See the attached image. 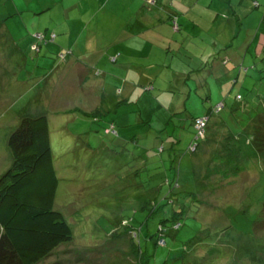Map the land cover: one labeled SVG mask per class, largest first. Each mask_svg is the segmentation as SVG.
I'll list each match as a JSON object with an SVG mask.
<instances>
[{"label": "rangeland", "instance_id": "374dc122", "mask_svg": "<svg viewBox=\"0 0 264 264\" xmlns=\"http://www.w3.org/2000/svg\"><path fill=\"white\" fill-rule=\"evenodd\" d=\"M81 1L89 4V12L75 24L74 34L69 33L51 42V46L58 48L54 55L49 53L46 45L43 48L45 54L33 58V44L39 38L37 33H26L25 37L21 28L15 29L9 22L7 27L30 61L25 68L15 56L9 73H5L0 82L3 87L0 91V174H5L13 165L8 140L26 111L32 115L47 114L55 119L57 125H52V147L60 179L56 206L73 230V241L60 246L40 264L132 263L133 240L126 235L128 229L122 223L127 221L139 227L147 219L150 213L147 205L149 189L166 177L172 180L175 172L168 168L176 161L178 166L181 153L185 156L181 159L180 186L176 192L182 193L176 197L185 204V213L180 220L183 225L179 230L180 238L175 242L176 249L167 250L155 247L156 237L146 243L142 234L143 245L152 257L149 264H264V235L254 230L264 204V166L256 165L260 170L258 173L243 172L236 184L223 188L226 182L219 190L216 189L217 183L224 178L218 176L224 169H220L223 163L220 165L215 159L225 153L224 147L228 144L225 138L236 137L249 114L257 116L264 108V22L261 8H254L255 0H247L254 3L251 14L256 15L252 16L247 15L250 14L247 3L242 7L246 0H180L182 8L177 4L171 7L173 0H166L169 10L157 7L160 0H151L156 3L149 0H32V13L24 16L30 15L28 21L37 23L32 25V30L41 26V33H44L50 16L61 24L66 19L63 11ZM259 2L264 5V0ZM49 5L52 14L44 12V7ZM14 6V0H0V17L5 9L12 10ZM235 11L240 14L237 18L241 23L235 18ZM147 12H153L151 17L145 15ZM169 12L174 20L161 22L162 14ZM132 17L137 25L155 18L156 23L152 25L156 27L151 28L172 44L178 42L177 50L171 51L169 57L166 53H153L147 59L144 53L145 56L129 55L118 64H107L108 71L118 75L129 73L139 84L120 77V83L107 86V95L102 98L108 106L104 105L107 115L101 124L92 123L90 117L81 114L78 121L74 120L78 114L66 113L65 106L70 103L58 95L65 96L67 91L62 90L66 88L58 91L54 88L56 95L51 100L49 93L52 91L41 86L45 83V74L50 67L69 59V55L72 57L70 50L75 44L71 39L79 41L80 38L79 50L84 53L80 60L84 64L81 73L75 71L73 74L84 79V70L100 62L97 50L89 49L88 34L93 33L97 24L98 30H105L103 35L107 41L108 35L114 37L122 33ZM254 17H258L256 21ZM21 25L25 28L23 23ZM177 26L178 29L174 30ZM234 27L236 31L230 32L229 37L227 31H233ZM3 30L4 27L0 33ZM252 33L256 35L251 42ZM4 40L0 36V45ZM144 48L149 52L153 50L148 44ZM221 49L224 50L220 52ZM245 50L248 55L243 58ZM207 51L213 56L212 60L208 61ZM255 62L257 65L252 67ZM110 65H115V70ZM222 67L229 71L222 70ZM96 70L97 73L101 71L100 67ZM110 77L106 75L105 81ZM53 80L54 76L51 84H56ZM21 82L39 84L33 98L22 96L26 89ZM90 88L86 106L80 107L86 111L98 107L100 100L96 95L103 89V83L98 82ZM237 94H241L243 100L238 101ZM68 117L72 118L71 121L67 120ZM203 118L210 119L214 130L202 148L192 154L190 147L196 144L193 139L197 133L194 122ZM218 118L223 119V125H218ZM113 123L119 131L118 136L104 133V128ZM251 124H258L264 130V121ZM221 129L226 133H220ZM70 132L76 137L84 134V143L65 151L67 139L63 140V135ZM176 140H179L178 144L171 147V142ZM161 147L163 152L158 151ZM149 167L152 185L149 183ZM247 168L250 170L251 166ZM167 190L161 191L160 198ZM187 192L196 193L197 197H191ZM166 209L170 210V206L167 205ZM168 216L164 212L159 214L150 228L154 229L160 219ZM223 229L226 230L221 232ZM194 236L202 240L191 244Z\"/></svg>", "mask_w": 264, "mask_h": 264}, {"label": "trees", "instance_id": "16d2710c", "mask_svg": "<svg viewBox=\"0 0 264 264\" xmlns=\"http://www.w3.org/2000/svg\"><path fill=\"white\" fill-rule=\"evenodd\" d=\"M254 8H261L264 22V5H261L260 2H255ZM1 15L0 29L4 27V30L0 33V36H3L6 40L2 41L3 44L0 45L3 48L0 51V82L5 73H9L10 63L14 61L13 58L15 56L17 60L24 63L25 68L30 61L26 55L27 53H24L25 50H21L16 44L7 28L8 22L12 21L18 14L12 13L11 9H5ZM172 20H174V17H172ZM172 25L174 26L175 24L172 23ZM175 29H178V26ZM38 34L41 36L33 44V58L44 55L43 48L46 45L49 47L51 42L57 39L55 33ZM50 54L52 55V53ZM63 57L65 56L63 55ZM52 70L47 71L48 73L45 74V80L43 81L45 83L41 84V86L45 87L44 89L46 87L52 89L51 87L55 86V82L51 84L53 79ZM50 79L51 81H49ZM16 82L20 84L19 81ZM21 85L26 89L22 96L26 95L25 97L33 98V92L39 84L30 83V85H26L25 82H21ZM44 89L41 90V93H43ZM0 91H3V87H0ZM34 102L36 101L34 100ZM262 104L264 105V101ZM29 113L32 112L26 111L19 124L14 128L15 130L13 129L10 134L8 147L13 165L5 174H0V264H40L48 259L60 246L73 241V230L66 216L56 206L57 191L60 184L52 147V125L56 121L47 114L32 115ZM71 113L73 115L78 114L74 120H77L81 114L82 117H90L92 123L98 124H101V121L103 122L107 115L104 106L96 108V110L93 109V111L74 109ZM71 119L69 120L71 121ZM256 121H264V108L261 114L257 116L249 114L243 126H240L239 131L236 132V137L225 138L228 144L224 147V155L215 157V159L219 160L220 165L221 162L223 163L221 166L219 165L220 169H224V172L220 170V175L218 176L224 179L217 183L216 189L221 190L220 187L226 182L227 184L223 188L236 184L243 172L254 171V173H258L260 170L256 169V165L261 164L264 166V130L260 129L258 124L251 126V123ZM223 123V119H219L218 125H223ZM102 126L105 125L102 123ZM194 126L196 129V121ZM213 130L214 128L210 126L209 118L206 122L204 137H198L196 129V138L193 139L196 144L190 147L192 154H196L198 148H202V144L205 143V140ZM219 132L225 134L226 130L221 129ZM104 133L118 136L119 131H117V126L113 123L104 128ZM83 135L76 137L71 132L66 136L63 135V140L67 139L64 150L68 151L70 149L71 151V147L74 145L83 144ZM177 141L179 142V140L171 142V147L175 148L174 146L178 144ZM158 151L163 152L164 148L161 147ZM184 156L185 154H180L178 166L175 165L176 161L168 168V170L175 172L172 180L166 177L160 183L153 184L154 186L149 189L150 198L147 205L150 213L147 219L142 222L143 226L141 224L136 227L130 225L127 221L122 223V226L128 229L126 235L133 240L131 250L132 263L129 264H149V260L152 257L148 249H145L143 242L147 243L153 237H156V248L176 249L175 242L180 238L179 230L183 227L180 220L185 213V204L182 203L180 197H176L179 195L178 193H182V191L176 192V189L180 186L178 183L179 167ZM247 162H249L248 165H246ZM252 165H254V168ZM250 166L251 168L248 170L247 167ZM151 174L154 173L151 172ZM150 177L149 167V183L152 185ZM218 177L213 178L214 183ZM165 188H168V190L160 198L161 191ZM158 192H160V195ZM187 194L191 195V197L194 195L197 197V194L193 192H187ZM167 205L170 206V210H165ZM261 211L260 220L254 225V230L257 234L264 235V204ZM163 212L164 215L169 216L165 219H160L154 229L150 228V224ZM222 227L226 228V226ZM153 230L154 232L152 233ZM225 230L223 229L221 232ZM142 234L144 241H142ZM201 240L200 237L194 236L191 244ZM190 246L184 245L185 248Z\"/></svg>", "mask_w": 264, "mask_h": 264}, {"label": "crops", "instance_id": "0c3cea01", "mask_svg": "<svg viewBox=\"0 0 264 264\" xmlns=\"http://www.w3.org/2000/svg\"><path fill=\"white\" fill-rule=\"evenodd\" d=\"M14 2H15V6H14L15 8H13L11 11H13V13H16L18 15L15 16V18H13V20L10 21L9 23L12 24L15 29H17V27L21 28L25 37L27 35L26 33H29V34L34 33V32H36L37 34L41 33L42 32L41 26L37 27L36 30H32V25L37 24V23H34L33 20L31 22L28 21V19L31 17L30 15L24 16V14L32 13V10H33L32 0H14ZM148 2L156 3L151 0H149ZM254 2H259V0H255ZM246 3H247V6H246L247 10H250L249 12L250 14H247V15H252L251 13L253 11L251 7H254L253 6L254 3L252 1L246 0L242 7H244ZM175 4H177L178 8L183 7L180 0H173V2L170 3V6L174 7ZM157 7L167 8L168 10L170 9L166 5V0H160V4ZM119 8L122 9V7H119ZM44 9H46L44 11L45 13L49 11V14H52L50 11L51 10L50 5L47 7H44ZM89 9H90V6L88 3H84L81 1L80 4H76L74 2L71 5V7H69L66 11H63L66 19L61 24L58 22V19H56L55 17H52V16L49 17L52 23L49 21V23L45 24L44 33H49V34L55 33L57 35L56 36L57 40H59L60 38L62 39L63 36L69 33L74 34L72 30H74V27L76 26L75 24H77L83 19V15L89 12ZM187 12H190V11H187ZM235 13H236L235 18L239 17L240 14H238L237 11H235ZM152 14L153 12H147L145 15H148V18H149V16L151 17ZM254 14L256 15V13H253V15ZM162 16L163 17H162L161 22L162 21L167 22L169 19L173 17V14L169 12L168 14H162ZM256 18L258 17H254L255 21L257 20ZM237 21L241 23L240 19L238 18H237ZM21 23L24 24L25 28H22L23 26L21 25ZM153 23H156L155 18H153L151 21L146 22L144 24L140 23L141 25H137L135 24V17H132L131 21L129 22V25L127 26L126 29H123L122 33L114 37L108 35L107 41L104 40V35H103V33H105V30L103 29L98 30L97 24H96L93 30V33H89L86 39L89 41V43L91 41L90 43L91 47H89V49L92 48V49L97 50L96 52L100 59V62L93 64L94 65L93 68L84 70V73L82 74L84 76V79L73 74L75 71H77L78 73L82 72L80 69H82L81 66L84 64V62H82L80 58H82V55L84 53L79 50L80 38H78L79 41L71 39V42L75 44L73 48H71L70 50L73 58L70 55L69 59H67L64 62H61L58 66H55L54 68L50 67L51 68L50 71L53 69L52 78L54 76V80H56L57 82L54 87H51L53 90L50 89L52 91L51 93H49L51 95V100H53V98L56 95L54 94L55 93L54 88H57L56 89L57 91L58 89L66 88L65 90H62L63 92L67 91L65 92L66 94H64L65 96H63L62 94H58V95L59 96L61 95L60 98L65 97L66 98L65 101L66 102L68 101L70 103V104H67V106H65L66 107L65 109H67L68 111L66 113H71L72 111H74L75 107H78V109H81L80 107H83L84 105L86 106V100L89 97L88 90L92 89L90 87L96 85L98 82H101L103 83V89H101V91L96 95L100 100V103L97 108H100L101 106H104V105L107 106L104 100H102L104 95H107V86L109 85L108 87H112L116 85L117 83H120V77H122L126 81L130 80L131 82L134 81L139 84V81L133 75L129 73L127 74L122 73L118 75V74H114L111 70L108 71L107 69H110V68H109V65L107 64H111V63L118 64L119 61L121 62V61H124L125 59H128L129 55H144V53L147 54L146 55L147 59H149L150 55L153 53H156V55H158V53H166L167 57H169L171 51L177 50L179 43L176 41H174L173 44L169 42L167 37H163V34L161 35L159 32H157L155 28H151L155 26V25H152ZM86 28H88V26ZM258 29L260 31V28ZM129 31H131L130 35L128 34ZM135 31L137 32V34L134 33ZM235 31H236L235 27L233 31L228 30L227 33L229 37H231L229 33L230 32L234 33ZM207 35H210V34H207ZM255 35L256 33H252L251 37H249L251 42L254 40ZM12 37L13 39H15L14 36ZM137 37H139L140 39H138ZM237 37L239 36L237 35ZM23 39L24 38H22V40ZM28 40L29 38L25 41H28ZM138 40H140V42ZM146 44L153 46V50H151V52H149L150 50L147 51V49L144 48ZM17 45L20 47L19 44ZM57 50L58 48L55 49L54 46H51V45L49 46V53H52V55H54V52H56ZM223 50L224 49H221L220 52ZM247 50L250 51L249 48H247ZM205 54H208V51ZM75 55L77 58H75ZM246 55H248V52L245 50L242 57L244 58ZM207 57H208V61L213 59V56L209 54ZM115 59L116 61L114 62ZM89 62H92V60ZM149 64L150 63H148L147 65L149 66ZM256 65L257 63L255 62V64H252V67ZM110 66L112 67V69L115 70L116 68L115 65H110ZM99 67L101 71L98 70V73H97L96 69H98ZM222 70H225L226 72L229 71L225 67H222ZM104 72H105L104 76H101V74ZM106 75H111L115 79L110 77L109 79L107 78V81H105ZM69 76L73 78H68ZM102 79L105 82H103ZM70 91L72 92L70 93ZM120 93L122 94V91ZM67 120H69V117Z\"/></svg>", "mask_w": 264, "mask_h": 264}, {"label": "built area", "instance_id": "2783aa9c", "mask_svg": "<svg viewBox=\"0 0 264 264\" xmlns=\"http://www.w3.org/2000/svg\"><path fill=\"white\" fill-rule=\"evenodd\" d=\"M38 36H41L39 34H37ZM206 122H207V119H198L197 122H196V129L198 131V137H204V130H205V127H206Z\"/></svg>", "mask_w": 264, "mask_h": 264}, {"label": "clouds", "instance_id": "9594fccd", "mask_svg": "<svg viewBox=\"0 0 264 264\" xmlns=\"http://www.w3.org/2000/svg\"><path fill=\"white\" fill-rule=\"evenodd\" d=\"M238 101H240V100H243V97H242V95H238ZM224 107V106H223ZM203 119H206V118H203ZM198 120V119H197ZM197 120H196V122H197Z\"/></svg>", "mask_w": 264, "mask_h": 264}]
</instances>
